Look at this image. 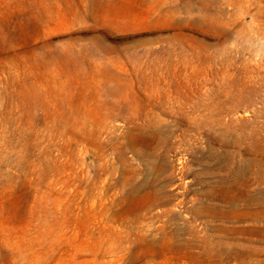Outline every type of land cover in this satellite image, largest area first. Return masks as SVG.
<instances>
[{
  "label": "rangeland",
  "instance_id": "1",
  "mask_svg": "<svg viewBox=\"0 0 264 264\" xmlns=\"http://www.w3.org/2000/svg\"><path fill=\"white\" fill-rule=\"evenodd\" d=\"M0 264H264V0H0Z\"/></svg>",
  "mask_w": 264,
  "mask_h": 264
}]
</instances>
